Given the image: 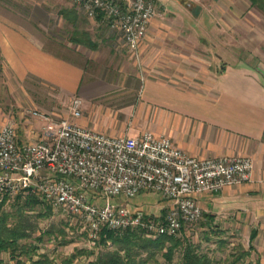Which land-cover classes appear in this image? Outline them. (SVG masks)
I'll list each match as a JSON object with an SVG mask.
<instances>
[{"label": "crops", "instance_id": "1", "mask_svg": "<svg viewBox=\"0 0 264 264\" xmlns=\"http://www.w3.org/2000/svg\"><path fill=\"white\" fill-rule=\"evenodd\" d=\"M157 3L164 12L150 20L129 78L110 76L95 56L85 68L60 58L44 49L26 19L0 8V76L32 78L53 97L80 98L77 124L99 134L136 137L149 131L197 159L251 158L250 182L200 195L197 202L212 221H226L235 231L257 226L258 235L264 227V76H248L241 66L209 73L202 62H188L182 33L201 27L184 20L173 26L170 16L183 17L184 10L166 8L182 5L180 0ZM161 205L166 210L167 202Z\"/></svg>", "mask_w": 264, "mask_h": 264}, {"label": "built area", "instance_id": "2", "mask_svg": "<svg viewBox=\"0 0 264 264\" xmlns=\"http://www.w3.org/2000/svg\"><path fill=\"white\" fill-rule=\"evenodd\" d=\"M69 1L120 37L135 58L150 20L164 12L157 0ZM81 105L73 97L69 117L55 125L46 114L28 112L44 125L27 139L19 137L13 121L0 127V204L20 193L34 195L82 225L91 240L102 229L140 227L156 236H177L202 217L200 195L252 179L248 157L197 159L149 131L112 137L85 129L72 122L82 116ZM145 194L167 202L163 216L146 219L131 210V201Z\"/></svg>", "mask_w": 264, "mask_h": 264}, {"label": "rangeland", "instance_id": "3", "mask_svg": "<svg viewBox=\"0 0 264 264\" xmlns=\"http://www.w3.org/2000/svg\"><path fill=\"white\" fill-rule=\"evenodd\" d=\"M172 2L164 0V3ZM180 3L182 5L173 4L166 8L184 10L183 17L169 14L173 26L183 24L181 20H184L186 24L201 27L196 33H182L186 35L184 40L188 62H202L204 70L209 73H220L221 67L241 66L246 69L248 76H264V12L252 6L248 0H180ZM0 8L11 10L14 18L19 19L21 16L22 20L26 19L29 28H33L34 37L43 43L44 49L60 58L77 60L85 68L92 62L90 57L95 56L98 61H102L104 71L110 76H134V58L123 40L104 25L88 19L69 0H0ZM189 10L194 11L195 15L198 10V15L191 16ZM61 12H65L66 19ZM75 30L86 32L95 46L72 43L70 38ZM42 88L32 78L17 82L0 76V124L13 121L19 137L27 139V136H32L30 131L39 132L44 125L34 120L28 112L36 110L48 115L53 125L68 118V105L72 98L53 97ZM162 201L156 194L141 195L131 210L137 208L146 219H150L148 216H163L165 209L161 205ZM14 203L15 197L8 198L3 208L12 212ZM24 208L39 229H46L52 224L68 223L67 239L73 240L72 243L64 247L57 246L52 239L45 237L40 250L47 252L56 261H59V257L70 255L74 248H94L84 227L70 223L63 212L52 210L49 217L36 218L37 214L43 212L41 205H26ZM255 227L238 226L235 231V227L226 221H210L202 211V217L183 228L176 238H185L186 241L200 245L201 251L207 253L214 264H231L232 257L238 255V252L249 250L250 233ZM251 244L253 249L250 255L237 264H255L256 261L264 264V227ZM92 258H77L74 263L87 264ZM179 258L180 252L177 251L170 262L158 256L157 262L150 264H177ZM1 259L2 264H15L8 253H2Z\"/></svg>", "mask_w": 264, "mask_h": 264}, {"label": "trees", "instance_id": "4", "mask_svg": "<svg viewBox=\"0 0 264 264\" xmlns=\"http://www.w3.org/2000/svg\"><path fill=\"white\" fill-rule=\"evenodd\" d=\"M248 1L264 12V0ZM61 13L66 19L65 12ZM70 41L85 46H95L86 32L77 30L73 32ZM5 202L6 198L0 204V264L3 263L2 253H8L15 264H75L74 260L81 257H93L87 264H150L157 262L158 256L170 262L177 251L180 252L177 264H214L207 253L201 251L200 245L176 236L155 237L142 227L121 231L102 229L97 239H89L93 243V249L74 248L70 255L59 257V261H56L47 252L40 250L45 237L52 239L57 246L64 247L72 243L73 240L67 239L68 223L52 224L46 229H39L24 207L41 205L43 212L37 214L36 218L49 217L52 208L43 199L34 195L27 193L16 195L12 212L3 208ZM204 215L212 221L211 216ZM256 236L257 231L251 230L249 250L238 252V255L232 257L231 264H237L250 255L253 249L251 242ZM255 264L261 263L256 261Z\"/></svg>", "mask_w": 264, "mask_h": 264}]
</instances>
